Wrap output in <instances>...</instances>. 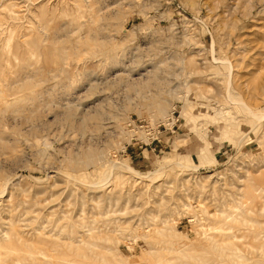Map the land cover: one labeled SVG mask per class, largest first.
<instances>
[{"label": "rangeland", "instance_id": "rangeland-1", "mask_svg": "<svg viewBox=\"0 0 264 264\" xmlns=\"http://www.w3.org/2000/svg\"><path fill=\"white\" fill-rule=\"evenodd\" d=\"M0 264H264V0H0Z\"/></svg>", "mask_w": 264, "mask_h": 264}]
</instances>
